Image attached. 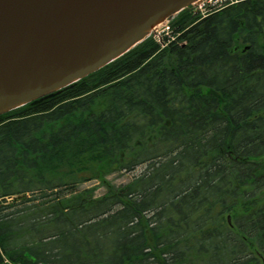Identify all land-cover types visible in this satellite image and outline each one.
<instances>
[{
	"label": "trees",
	"instance_id": "obj_1",
	"mask_svg": "<svg viewBox=\"0 0 264 264\" xmlns=\"http://www.w3.org/2000/svg\"><path fill=\"white\" fill-rule=\"evenodd\" d=\"M0 264H264V0L0 115Z\"/></svg>",
	"mask_w": 264,
	"mask_h": 264
},
{
	"label": "water",
	"instance_id": "obj_2",
	"mask_svg": "<svg viewBox=\"0 0 264 264\" xmlns=\"http://www.w3.org/2000/svg\"><path fill=\"white\" fill-rule=\"evenodd\" d=\"M197 1L0 0V115L98 71Z\"/></svg>",
	"mask_w": 264,
	"mask_h": 264
},
{
	"label": "rangeland",
	"instance_id": "obj_3",
	"mask_svg": "<svg viewBox=\"0 0 264 264\" xmlns=\"http://www.w3.org/2000/svg\"><path fill=\"white\" fill-rule=\"evenodd\" d=\"M214 4H215V0H208L207 4L205 5V7L202 10L203 12L198 9V5L195 6L194 8L196 9V12H198V13H204V11L206 12V9L209 6H212ZM163 23L164 22H162L161 25ZM161 25H159L158 27H154L153 29L156 30ZM153 34H155V33H153ZM153 34H150L149 37L152 38V35ZM136 172H138V170H136ZM130 175L131 174H128V173H122L121 171H119V172L118 171H115V172H112V173L108 174L101 181H98V180H95L94 179V180H90V181L84 182V183L80 184L79 188L80 189L91 188V189L94 190L95 196L96 197H100V196H102L106 192V187L107 186H118L120 184L126 183L129 180Z\"/></svg>",
	"mask_w": 264,
	"mask_h": 264
},
{
	"label": "built area",
	"instance_id": "obj_4",
	"mask_svg": "<svg viewBox=\"0 0 264 264\" xmlns=\"http://www.w3.org/2000/svg\"><path fill=\"white\" fill-rule=\"evenodd\" d=\"M237 1L238 0H215L214 5H216L217 7H222V6H226V5H232V4L236 3ZM207 2H208V0H199L193 5V8L198 5V9L200 11H202L203 8L205 7V5L207 4ZM201 14L204 15L205 11H204V13H201ZM169 32H170V22L165 21L158 29L152 31L151 34L155 33L152 35V38L154 40H160L163 36H167Z\"/></svg>",
	"mask_w": 264,
	"mask_h": 264
},
{
	"label": "bare ground",
	"instance_id": "obj_5",
	"mask_svg": "<svg viewBox=\"0 0 264 264\" xmlns=\"http://www.w3.org/2000/svg\"><path fill=\"white\" fill-rule=\"evenodd\" d=\"M159 25H161V23H160V24H158V25H156L155 27H158ZM153 28H154V27H153ZM153 28H152V30L154 31V29H153ZM152 30H151V31H152ZM151 31H150V32H151Z\"/></svg>",
	"mask_w": 264,
	"mask_h": 264
}]
</instances>
